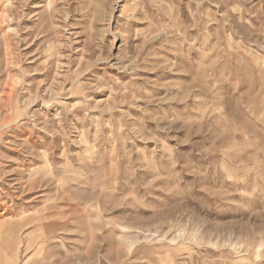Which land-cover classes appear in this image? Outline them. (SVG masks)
Wrapping results in <instances>:
<instances>
[{"label": "rangeland", "instance_id": "rangeland-1", "mask_svg": "<svg viewBox=\"0 0 264 264\" xmlns=\"http://www.w3.org/2000/svg\"><path fill=\"white\" fill-rule=\"evenodd\" d=\"M5 259L264 264V0H0Z\"/></svg>", "mask_w": 264, "mask_h": 264}, {"label": "crops", "instance_id": "crops-1", "mask_svg": "<svg viewBox=\"0 0 264 264\" xmlns=\"http://www.w3.org/2000/svg\"><path fill=\"white\" fill-rule=\"evenodd\" d=\"M15 243L14 242H9L8 240L5 241V244H4V250H5V256L6 257H11L13 251L15 250ZM6 260V259H5ZM10 259H8L7 261H4V263L6 264H10Z\"/></svg>", "mask_w": 264, "mask_h": 264}, {"label": "bare ground", "instance_id": "bare-ground-1", "mask_svg": "<svg viewBox=\"0 0 264 264\" xmlns=\"http://www.w3.org/2000/svg\"><path fill=\"white\" fill-rule=\"evenodd\" d=\"M6 261V260H5Z\"/></svg>", "mask_w": 264, "mask_h": 264}]
</instances>
